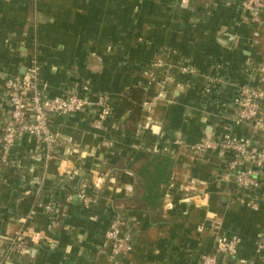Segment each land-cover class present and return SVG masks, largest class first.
Here are the masks:
<instances>
[{"label":"crops","instance_id":"obj_1","mask_svg":"<svg viewBox=\"0 0 264 264\" xmlns=\"http://www.w3.org/2000/svg\"><path fill=\"white\" fill-rule=\"evenodd\" d=\"M262 21L239 0H0V128L9 123L4 80L33 62L46 97L89 83L92 103L103 93L112 110L99 126L95 105L53 115L50 128L69 142L49 154L28 135L16 141L0 166V235L17 233L27 254L4 241L3 264H109L104 234L115 215L132 235L127 264H196L223 234L241 244L217 264H262L254 246L264 237V191L257 210L244 206L250 195L225 180L224 160L192 152L226 132L264 139V129L236 125L230 105L239 86L264 84ZM130 89L142 90L138 118ZM146 154L173 162L154 210L135 175ZM82 193L94 202L85 206ZM46 205L62 207L56 225Z\"/></svg>","mask_w":264,"mask_h":264},{"label":"built area","instance_id":"obj_2","mask_svg":"<svg viewBox=\"0 0 264 264\" xmlns=\"http://www.w3.org/2000/svg\"><path fill=\"white\" fill-rule=\"evenodd\" d=\"M239 5L253 21L262 24L264 0H239ZM180 71L182 74H196L195 70L188 67H183ZM212 82L213 80L207 83L205 88L207 94L211 92ZM3 91L9 106V123L0 128V166L8 165L12 148L22 135H28L44 144L48 154L60 144L69 142L61 140L50 128V119L53 115L65 116L85 112L95 105L100 112L95 126H99L101 120L109 118L112 112L109 98L103 93L98 94L95 103H92L89 98V83L62 96L46 97L45 89L39 84V67L35 62L23 75L6 78ZM230 105L232 120L236 125L249 126L256 131L264 129V84L257 88L239 86ZM105 145L110 146V143ZM209 151L214 152L218 159L224 160L225 180L250 195V200H242L241 203L252 210H257L260 201L259 191H264V139L254 140L226 132L217 140L204 139L192 147V152L197 156ZM78 198L85 206L94 202L84 193L79 194ZM44 211L51 225H56L58 219L64 216L58 205H46ZM4 241L18 255L27 254L25 243L17 233L7 239L0 235V243ZM240 244L241 240L237 235H220L216 239L213 251L202 255L196 264H217L220 257L234 259L238 256ZM104 248L109 251L107 258L109 264H127L133 250V240L126 219L119 215L113 217L104 234ZM254 252L264 264V237L255 243ZM3 259L0 252V264H3Z\"/></svg>","mask_w":264,"mask_h":264},{"label":"trees","instance_id":"obj_3","mask_svg":"<svg viewBox=\"0 0 264 264\" xmlns=\"http://www.w3.org/2000/svg\"><path fill=\"white\" fill-rule=\"evenodd\" d=\"M141 96V89L129 90V106L133 108L135 118H138L141 113ZM126 106H128L127 103ZM172 163L169 158L146 154L135 173L136 180L139 182L138 188L142 191L141 198L150 210L160 207L168 186ZM61 210H63L62 207Z\"/></svg>","mask_w":264,"mask_h":264}]
</instances>
